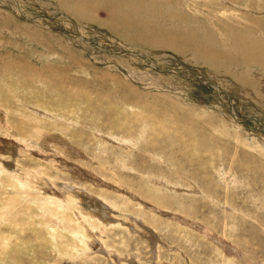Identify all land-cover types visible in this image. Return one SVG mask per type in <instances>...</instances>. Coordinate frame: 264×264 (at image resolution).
<instances>
[{
	"label": "rangeland",
	"instance_id": "1",
	"mask_svg": "<svg viewBox=\"0 0 264 264\" xmlns=\"http://www.w3.org/2000/svg\"><path fill=\"white\" fill-rule=\"evenodd\" d=\"M250 56L264 0H0V264H264Z\"/></svg>",
	"mask_w": 264,
	"mask_h": 264
},
{
	"label": "bare ground",
	"instance_id": "2",
	"mask_svg": "<svg viewBox=\"0 0 264 264\" xmlns=\"http://www.w3.org/2000/svg\"><path fill=\"white\" fill-rule=\"evenodd\" d=\"M234 40H235V42L237 44V47H239V50L236 48L238 55L241 53L242 54L241 56H245L244 50H246V51H249L250 50V46H251L250 45V42L248 40L242 41L241 39H238V40L234 39ZM239 51H240V53H239ZM196 54L199 57H202V58H211L212 60L217 58V54H215V53H209L208 54V53L204 52L203 50L198 49V46H196ZM246 61H247L246 63L248 65H250V66H254L255 64H260L261 65V63H263V68H264V59H262V58H257V57L250 56L249 58H247ZM235 63L233 65H235ZM255 70H256V68H255ZM253 71L254 70H251L250 72L252 73ZM262 73H263V78H264V70H263ZM258 81H261V80H258Z\"/></svg>",
	"mask_w": 264,
	"mask_h": 264
}]
</instances>
